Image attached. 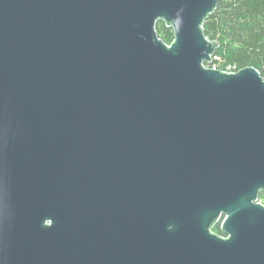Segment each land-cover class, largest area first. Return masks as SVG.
Returning a JSON list of instances; mask_svg holds the SVG:
<instances>
[{"label": "water", "instance_id": "1", "mask_svg": "<svg viewBox=\"0 0 264 264\" xmlns=\"http://www.w3.org/2000/svg\"><path fill=\"white\" fill-rule=\"evenodd\" d=\"M216 2L0 0V264H264V82L202 66Z\"/></svg>", "mask_w": 264, "mask_h": 264}, {"label": "trees", "instance_id": "2", "mask_svg": "<svg viewBox=\"0 0 264 264\" xmlns=\"http://www.w3.org/2000/svg\"><path fill=\"white\" fill-rule=\"evenodd\" d=\"M154 29L165 46L173 43V28L167 22L157 19ZM201 30L215 45L209 60L202 63L204 68L222 71L231 66L237 72L253 68L264 82V0H217L203 18ZM258 200L264 205V190L258 193ZM210 231L223 236L220 224Z\"/></svg>", "mask_w": 264, "mask_h": 264}, {"label": "built area", "instance_id": "3", "mask_svg": "<svg viewBox=\"0 0 264 264\" xmlns=\"http://www.w3.org/2000/svg\"><path fill=\"white\" fill-rule=\"evenodd\" d=\"M170 45H168V47H170ZM212 70H215V69H212ZM220 72L225 73V74H235L237 71H235L234 67L227 66V67H225L224 70H222ZM257 203L262 204L259 200H257Z\"/></svg>", "mask_w": 264, "mask_h": 264}, {"label": "rangeland", "instance_id": "4", "mask_svg": "<svg viewBox=\"0 0 264 264\" xmlns=\"http://www.w3.org/2000/svg\"><path fill=\"white\" fill-rule=\"evenodd\" d=\"M220 226H221V223H220Z\"/></svg>", "mask_w": 264, "mask_h": 264}]
</instances>
